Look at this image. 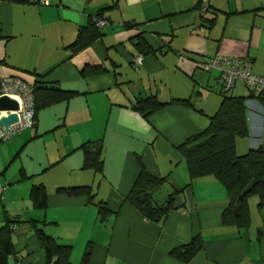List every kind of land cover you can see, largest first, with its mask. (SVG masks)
I'll use <instances>...</instances> for the list:
<instances>
[{"label": "crops", "instance_id": "crops-1", "mask_svg": "<svg viewBox=\"0 0 264 264\" xmlns=\"http://www.w3.org/2000/svg\"><path fill=\"white\" fill-rule=\"evenodd\" d=\"M91 21L99 37L74 51ZM216 55L249 58L264 77V0H0V79L74 93L0 142L8 264H45L37 229L71 246L73 264H264L258 198L247 200L248 228L223 224L225 188L213 176L191 181L178 150L207 129L225 98L244 99L249 135L236 140L237 155L264 149L260 93L242 82L221 93L217 74L201 68ZM150 97L183 103L144 118L134 106ZM94 145L102 172L83 166ZM141 168L165 180L153 194L159 204L182 190V206L160 222L126 201ZM34 187L46 193L44 209L32 203ZM74 187H89L92 199L59 191ZM195 237L203 247L188 263L170 255Z\"/></svg>", "mask_w": 264, "mask_h": 264}, {"label": "trees", "instance_id": "trees-1", "mask_svg": "<svg viewBox=\"0 0 264 264\" xmlns=\"http://www.w3.org/2000/svg\"><path fill=\"white\" fill-rule=\"evenodd\" d=\"M98 37V28L91 21L90 31L79 37L73 47L74 51L92 43ZM32 87L35 97V121L39 110L74 95L72 92L56 90L53 86L36 84ZM258 98L264 102V93H260ZM176 103L183 102L173 100L169 103H160L155 97H150L137 101L134 107L144 118H148L167 105ZM248 135L244 99L225 98L222 107L212 118L207 129L178 146L179 152L185 157L191 181L213 176L223 185L230 202L222 214V222L237 228L250 226L248 198L256 196L258 198L257 207L264 208V149L250 150L242 156L237 155L236 152V140ZM102 165L100 146L94 145L84 149V168H93L97 172H102ZM252 181H255L254 186L237 205L241 192ZM164 182V179H158L141 168L126 201L148 221L160 222L173 209L176 196L182 193V190H174L163 204L156 203L153 200V194L162 187ZM59 191L69 197L88 196L89 200L92 199L89 187H74ZM30 198L37 208H45L46 193L42 187H34ZM100 205L98 207L103 209ZM236 206L239 207L237 214L235 213ZM6 229H8L7 225L0 229V264H8V257L12 255L10 233ZM36 234L45 254V264H73L71 246L58 244L40 229L36 230ZM202 247V240L195 237L189 244L174 249L170 255L183 263H188ZM87 259L88 252L85 253L83 262Z\"/></svg>", "mask_w": 264, "mask_h": 264}, {"label": "built area", "instance_id": "built-area-1", "mask_svg": "<svg viewBox=\"0 0 264 264\" xmlns=\"http://www.w3.org/2000/svg\"><path fill=\"white\" fill-rule=\"evenodd\" d=\"M95 24L101 26L103 22L97 19ZM141 61L142 58L138 56L136 62ZM201 68L206 73L217 74L215 81L219 91L223 94L228 93L237 82H242L246 87L264 93V77L257 76L252 72V61L249 58L216 55L204 62ZM0 96H8L16 100L19 105L16 112H0V117L16 114L18 118L17 122L7 129L0 127V142H5L23 130L35 126L34 89L30 84L20 79L5 77L0 79ZM3 191L4 188L0 185V198Z\"/></svg>", "mask_w": 264, "mask_h": 264}, {"label": "water", "instance_id": "water-1", "mask_svg": "<svg viewBox=\"0 0 264 264\" xmlns=\"http://www.w3.org/2000/svg\"><path fill=\"white\" fill-rule=\"evenodd\" d=\"M19 109L18 102L12 98H9L8 96H0V112H16ZM18 120L16 114H8L7 116H1L0 117V127H3L4 129H7L10 125L16 123ZM255 181H252L240 194V196L237 199V205L242 201L243 197L248 193V191L254 186ZM183 198L182 196H178L175 198V202L173 205V209L177 210L179 209L183 204ZM239 210V207L236 206L235 212L237 213Z\"/></svg>", "mask_w": 264, "mask_h": 264}, {"label": "rangeland", "instance_id": "rangeland-1", "mask_svg": "<svg viewBox=\"0 0 264 264\" xmlns=\"http://www.w3.org/2000/svg\"><path fill=\"white\" fill-rule=\"evenodd\" d=\"M159 197V196H158ZM257 199V197L256 196H252V197H250L249 198V203H251L252 201H254V200H256ZM155 201H156V203H161V199H159V198H155ZM159 201V202H158Z\"/></svg>", "mask_w": 264, "mask_h": 264}]
</instances>
